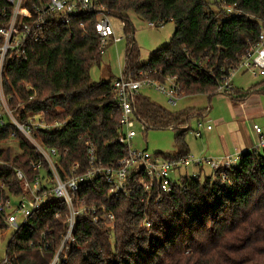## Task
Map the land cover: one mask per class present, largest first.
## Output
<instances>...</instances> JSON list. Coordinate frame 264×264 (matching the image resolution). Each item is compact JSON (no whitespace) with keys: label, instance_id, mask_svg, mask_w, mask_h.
Returning a JSON list of instances; mask_svg holds the SVG:
<instances>
[{"label":"trees","instance_id":"trees-1","mask_svg":"<svg viewBox=\"0 0 264 264\" xmlns=\"http://www.w3.org/2000/svg\"><path fill=\"white\" fill-rule=\"evenodd\" d=\"M36 1V0H32ZM236 3L239 16H227L208 0H93L97 9L71 16L67 23L48 21L45 40L27 48L24 60L7 63L2 85L18 121L45 112L48 122L64 121L47 133L36 132L44 147L56 149L64 167L85 165L84 141L91 140L104 161L121 156L117 136L118 109L107 78L91 81L90 66L101 50L94 24L100 12L121 20L125 38L122 74L140 71L176 77L182 96L216 93L221 74L257 40L258 21L264 20V0H225ZM30 2L26 1L28 6ZM7 0H0V27L7 23ZM129 13L162 26L175 24L169 42L156 49L147 62H139ZM264 94V81L246 91L233 88V104L250 94ZM133 112L148 128H172L176 152L188 153L184 140L192 117L208 108L170 111L137 92ZM13 136H10V134ZM8 142L14 143L9 145ZM40 158L33 145L11 124L0 128V198L22 193L15 169L31 178L37 171L29 161ZM105 189L95 182L82 185L79 196L89 203L104 200ZM120 198L110 204L114 224L77 217L74 241L63 264H264V147L240 153L233 165L203 177L181 175L156 204L137 206ZM56 213H59L56 215ZM65 207L48 199L12 231L5 247L9 264H48L64 232ZM149 227H142V220ZM6 227L0 217V228ZM42 240L47 248L38 251Z\"/></svg>","mask_w":264,"mask_h":264},{"label":"built area","instance_id":"built-area-1","mask_svg":"<svg viewBox=\"0 0 264 264\" xmlns=\"http://www.w3.org/2000/svg\"><path fill=\"white\" fill-rule=\"evenodd\" d=\"M26 1L30 2L28 6ZM227 16H239L241 11L236 3H227L225 0H208ZM7 23L0 27V128L11 124L35 148L40 158L29 161L32 170L37 171L31 178L20 169H15V176L19 180L22 193L19 200L13 205L8 198H0V217L12 231L26 222L28 216L39 209L48 199L61 202L65 207L64 232L52 258L48 264H63L67 259V252L74 241V232L77 217H87L92 222H104L107 227L114 224V215L110 204L120 198L135 202L132 208L136 213L137 206L156 204L162 196L168 194L175 181L171 174L177 168L188 167L191 164L200 166L206 164L211 175L224 167L233 165L234 157L226 156L218 159L193 160L188 154L179 157L166 158L156 153H150L142 148L132 146L136 136L134 125L139 124L145 131V124L137 119L133 112L131 97L141 88L149 87L162 93L172 106L180 96L179 84L176 77L149 71H140L135 77L122 74L111 82L112 100L118 112L117 136L110 144L116 143L120 147L121 156L104 161L99 157L96 147L91 140L84 141L85 165L78 161L64 167L59 161L58 153L53 147H44L37 139L36 132L43 130L49 133L62 127L64 121L45 120V112L29 114L25 120L18 121L9 105V98L5 95L2 85V76L7 63L14 60H24L27 48L46 38L45 31L50 19L56 18L57 24H65L71 16L81 12L97 9L93 0H7ZM258 21V35L256 42L249 46L239 56L237 62L221 74L217 87V94L230 93L233 78L238 73L249 74L252 77L264 75V20ZM149 27H156L149 22ZM95 33L99 39V48L103 52L109 40L116 43V37L108 19V15L100 12L94 24ZM200 126V123L197 124ZM206 129H211L206 125ZM253 131L256 138L255 148L264 147V132L261 127L255 126ZM10 136H13L11 133ZM200 137V132H195ZM196 175V174H193ZM98 182L105 189L104 200L100 203H89L79 196L82 185L92 187ZM59 213H56L58 215ZM19 215V216H18ZM142 227H149L146 219L142 220ZM47 248L42 240L38 241L36 249L42 251ZM0 264H9L4 255Z\"/></svg>","mask_w":264,"mask_h":264},{"label":"rangeland","instance_id":"rangeland-1","mask_svg":"<svg viewBox=\"0 0 264 264\" xmlns=\"http://www.w3.org/2000/svg\"><path fill=\"white\" fill-rule=\"evenodd\" d=\"M109 22L116 37V43L109 40L99 54L97 62L93 63L88 71L91 81H98L112 77H118L124 66V51L127 39L125 38L121 20L108 15ZM129 21L134 29L133 42L139 51V62L145 63L151 54L161 46L167 44L173 34L175 24L172 21L165 22L162 26L149 27L148 23L140 20L135 14L129 13ZM264 80V76L252 77L249 74L238 73L233 78V85L240 90L246 91L257 83ZM148 96L153 102L170 111H181L189 107L195 109L208 108L202 117H192L189 121L190 130L185 133L184 140L188 147V155L193 160L197 158L218 159L231 155L216 156V151L222 148L223 140L235 134L236 127L243 129L261 127L264 131V94H258L250 98L248 106L239 112H235L236 105L233 104L229 96L224 94H214L210 98L206 95L182 96L179 97L174 106L168 103V99L153 88L144 87L140 91ZM258 97V98H257ZM239 113L238 116H235ZM236 119V120H234ZM200 123V126L197 124ZM206 125L211 129L206 130ZM136 136L132 140V146L142 148L150 153L161 156L172 155L176 152L173 137L175 130L172 128H148L143 131L139 124L134 125ZM200 132L201 136L196 137L195 132ZM9 145H14L8 142ZM203 171H198V166L191 164L188 167L177 168L171 174L173 181H178L179 176L190 175L193 171H198L203 177L211 172L206 164L202 166ZM194 172V174H196ZM19 200V196H11V203ZM19 216V215H18ZM12 230L8 227L0 228V259L4 257L6 243L11 236Z\"/></svg>","mask_w":264,"mask_h":264},{"label":"crops","instance_id":"crops-1","mask_svg":"<svg viewBox=\"0 0 264 264\" xmlns=\"http://www.w3.org/2000/svg\"><path fill=\"white\" fill-rule=\"evenodd\" d=\"M240 74H245V73H240ZM262 76H264V75H262ZM262 81H264V80H262ZM234 88H236V87L234 86ZM256 95L258 96V94H255V93L250 94L245 98L244 101L235 104L236 105V107L234 109L235 112H239L238 110H241L244 107L248 106V104H249L248 102H250L249 101L250 98H254V96H256ZM238 115H239V113H237L235 116H238ZM234 120H236V119H234ZM256 138H257V136L255 135L253 128L247 129L243 126V129H240L239 127H236L235 134H233L232 137L228 138L227 141L223 140L222 148L219 147V149L216 151V156L221 157L223 155L224 156L225 155H231L232 157H234L236 159V161H235V163H236L241 152L246 151V150H252L255 148ZM202 166L203 165L198 166V171H200V173L203 171ZM198 171L197 172L193 171L190 175H193L194 172H196V174H199ZM210 173L211 172H209L208 174H210ZM185 174H186V172H185Z\"/></svg>","mask_w":264,"mask_h":264}]
</instances>
